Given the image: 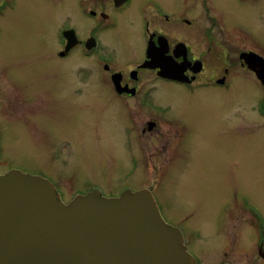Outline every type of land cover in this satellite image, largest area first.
<instances>
[{
	"label": "flooded vegetation",
	"instance_id": "flooded-vegetation-1",
	"mask_svg": "<svg viewBox=\"0 0 264 264\" xmlns=\"http://www.w3.org/2000/svg\"><path fill=\"white\" fill-rule=\"evenodd\" d=\"M13 43L19 47L16 54L25 59L21 62L57 73L52 90L59 93L50 99H64L69 110L92 111L101 119L94 136L87 129L77 134L78 144L56 139L44 127L33 132L35 144L48 153L44 166H33L29 155L19 160L0 128V174L19 169L41 175L65 202L95 190L107 197L129 189L149 188L154 193L145 186L107 191L93 183L79 194L72 182L92 183V166L70 170L66 155L75 151L72 147L99 144L97 132L105 138L109 126L123 132V147H118L131 152L130 170H136L149 145L148 133L167 126L177 132L176 138L189 130L187 125L179 130L180 115L163 100V92L180 98L177 106H183L187 99L202 105L200 100L209 96L222 100L259 90L254 117L264 121V0H0V49ZM176 88L187 96L164 91ZM28 118L36 120L38 115ZM191 120L195 127L202 119ZM260 130L246 132L257 137L264 127ZM177 143L175 139L172 149ZM255 251L261 257L257 264H264L262 240Z\"/></svg>",
	"mask_w": 264,
	"mask_h": 264
},
{
	"label": "rangeland",
	"instance_id": "rangeland-1",
	"mask_svg": "<svg viewBox=\"0 0 264 264\" xmlns=\"http://www.w3.org/2000/svg\"><path fill=\"white\" fill-rule=\"evenodd\" d=\"M17 48L13 43L0 49V128L3 137L11 140L19 160L29 155L33 166H44L48 153L35 144L33 132L44 127L56 139L67 138L78 144L77 134L89 130L94 136V126L101 119L92 111L84 114L69 110L64 99H50L51 94L59 93L52 90L57 73L21 62L25 59L16 54ZM164 91L187 96L179 88ZM258 91L226 95L222 100L209 96L200 100L205 102L202 105L187 99L182 103L188 105L183 106H177L180 98L172 93H166V97L163 92V100L180 115L176 122L179 130L187 125V134L175 138L177 132L167 126L148 133L143 160L131 171V152L118 147L124 142L123 132L108 126L105 138L97 132L99 144L72 147L75 151L66 155L72 163L70 170L81 172L92 166V183L82 179L72 186L79 194L93 183L107 191L122 186L151 187L164 218L181 228L200 264L260 263L255 249L261 240L264 246V135H259L264 133L256 137L246 132L247 128L259 132L264 127L263 119L254 117ZM29 115H38V119ZM194 117L202 119L195 122V127L191 122ZM175 139L178 143L172 149Z\"/></svg>",
	"mask_w": 264,
	"mask_h": 264
},
{
	"label": "water",
	"instance_id": "water-1",
	"mask_svg": "<svg viewBox=\"0 0 264 264\" xmlns=\"http://www.w3.org/2000/svg\"><path fill=\"white\" fill-rule=\"evenodd\" d=\"M0 264H197L150 189L65 202L19 169L0 174Z\"/></svg>",
	"mask_w": 264,
	"mask_h": 264
}]
</instances>
